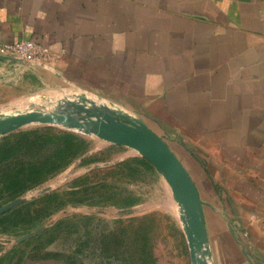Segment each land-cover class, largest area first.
<instances>
[{
	"label": "crops",
	"instance_id": "1",
	"mask_svg": "<svg viewBox=\"0 0 264 264\" xmlns=\"http://www.w3.org/2000/svg\"><path fill=\"white\" fill-rule=\"evenodd\" d=\"M18 40L167 144L214 264H264V0H0V45Z\"/></svg>",
	"mask_w": 264,
	"mask_h": 264
},
{
	"label": "rangeland",
	"instance_id": "2",
	"mask_svg": "<svg viewBox=\"0 0 264 264\" xmlns=\"http://www.w3.org/2000/svg\"><path fill=\"white\" fill-rule=\"evenodd\" d=\"M28 113L50 121L0 133V264H194L175 190L138 150L101 135L125 115L0 50V123ZM202 231L196 262L214 264Z\"/></svg>",
	"mask_w": 264,
	"mask_h": 264
},
{
	"label": "water",
	"instance_id": "3",
	"mask_svg": "<svg viewBox=\"0 0 264 264\" xmlns=\"http://www.w3.org/2000/svg\"><path fill=\"white\" fill-rule=\"evenodd\" d=\"M30 121H50V117H41L35 113L14 116L0 123V133L12 131ZM102 127L104 129L100 130L101 135L138 150L146 160L162 172L167 182L175 190L177 198L186 206L191 218L192 229L188 234V240L194 264H197L193 247L196 242L192 233L196 235L200 233V237H203V231L201 233L203 221L197 213L200 200L191 178L178 158L160 137L139 121L105 123L102 124ZM199 226H201L200 229Z\"/></svg>",
	"mask_w": 264,
	"mask_h": 264
},
{
	"label": "built area",
	"instance_id": "4",
	"mask_svg": "<svg viewBox=\"0 0 264 264\" xmlns=\"http://www.w3.org/2000/svg\"><path fill=\"white\" fill-rule=\"evenodd\" d=\"M0 50L8 52L15 58L32 62L43 59L49 52L48 48L32 40H18L0 45Z\"/></svg>",
	"mask_w": 264,
	"mask_h": 264
},
{
	"label": "bare ground",
	"instance_id": "5",
	"mask_svg": "<svg viewBox=\"0 0 264 264\" xmlns=\"http://www.w3.org/2000/svg\"><path fill=\"white\" fill-rule=\"evenodd\" d=\"M120 114V113H119ZM63 116V115H62ZM187 216V215H186ZM191 223V222H190ZM188 224H189V222H188ZM187 225V224H186ZM187 227H188V225H187ZM189 228V227H188ZM191 230V229H190ZM188 233H190V232H188ZM199 239V238H198ZM200 241V240H199ZM197 244H198V242H197ZM200 245V244H199ZM195 246V245H194ZM198 249H199V246L197 247ZM196 248V249H197ZM194 249H195V247H194ZM196 252V251H195ZM198 252V251H197ZM196 255V254H195ZM198 256V255H197ZM198 263V262H197Z\"/></svg>",
	"mask_w": 264,
	"mask_h": 264
}]
</instances>
